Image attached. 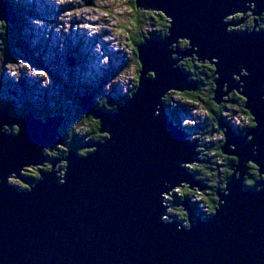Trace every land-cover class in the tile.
<instances>
[{
  "label": "water",
  "instance_id": "obj_1",
  "mask_svg": "<svg viewBox=\"0 0 264 264\" xmlns=\"http://www.w3.org/2000/svg\"><path fill=\"white\" fill-rule=\"evenodd\" d=\"M132 3L164 15L167 34L137 47V87L115 111L98 107L92 94L78 97L105 138L83 156L68 150L61 179L56 161L29 189L9 183L11 177L24 183L26 168L43 166L44 152L64 145L63 118L42 121L28 109L15 119L7 107L0 110V264H264V31L256 20L251 30H229L239 23L226 20L250 5L253 16H262L264 0ZM16 21L11 3L0 0V22ZM193 57L214 68L213 102L221 106L237 93L254 126L240 135L222 125L220 150L235 158V166L216 191L209 218L198 217L188 198L183 201L186 227L169 219L166 196L184 185L206 187L189 169L198 161V144L174 122L164 99L198 90L179 65ZM10 125L17 131L7 133ZM249 164L258 178L247 187Z\"/></svg>",
  "mask_w": 264,
  "mask_h": 264
},
{
  "label": "rangeland",
  "instance_id": "obj_2",
  "mask_svg": "<svg viewBox=\"0 0 264 264\" xmlns=\"http://www.w3.org/2000/svg\"><path fill=\"white\" fill-rule=\"evenodd\" d=\"M11 1L15 9L21 13L22 19L19 26L18 21L15 23L20 28L9 31L14 35L12 43H8L6 35L0 38L2 54L0 56V107L6 106L9 114L15 119L21 118L22 112L26 113L28 109L42 121H45V116L47 118L49 113L52 114L51 116L59 115V118H63L59 139L63 140L64 145H56L44 152L45 159L41 169L50 171L53 163L66 156L68 150L72 149L80 154L86 152L89 149L88 145L92 144L91 130L96 128L97 121L91 117H85L86 120L81 117L80 111L83 110L79 105L78 97L92 94L98 107L115 111L120 102L134 92V85L138 81L140 68L138 69L137 66L135 56L137 47L133 40L137 38V35L158 34L161 32V27L158 17L154 19L151 14L145 15L139 28L135 27L137 11L141 13H150V11L138 9L131 0H119V2L116 0H107V2L105 0ZM133 5L136 10L132 7ZM252 10L254 5H250V9L243 14L229 16L227 21L239 23L236 26H230L229 30L240 31L245 28V20L242 23L240 21L246 15L252 16ZM153 13L162 15L160 12ZM262 16L252 17L257 21L258 27L264 28L260 21ZM4 26L10 27L11 23L7 25L0 22V28ZM257 30L261 29L257 28ZM107 41H111L112 44ZM177 46L182 48V41ZM178 57L183 56L175 55L174 60ZM70 59L74 60L73 65L70 64ZM193 59L195 57L185 58L179 65ZM206 64L210 65L208 62ZM34 76H36L35 80H31ZM190 81L192 82L191 79ZM198 87L197 91L202 100H208L211 86L209 84L204 86L201 83ZM174 93L171 103L175 106L177 103H182L183 99L180 98L179 93ZM228 98L223 103L226 107L221 113L220 125L228 124L237 133L238 130L245 131L244 134L247 133L249 119L240 112L239 107L227 104ZM185 110L182 114L175 116L180 120V126L189 134L187 139L199 140L197 157L201 161L190 165L189 169L194 172L197 179H209L204 182L208 185H216L219 174L225 170V162L220 150L224 142L222 132L218 129L219 127L213 125L201 103H190ZM17 128L16 125H10L5 127V131L16 132ZM210 145L215 148L208 149ZM207 160L214 163L211 167L213 169L206 164ZM63 167L64 161L55 166V169L60 171L58 173L60 177H62ZM39 172V168L32 166L26 168L23 175L35 178ZM201 182L205 186L203 180ZM9 183L20 190L29 189L27 186L33 185L29 181L24 184L13 177L9 179ZM203 191L190 190L185 185L175 188L166 196L165 204L169 205L167 212L172 215L169 219L181 217L183 224L189 227L187 218L185 219L181 213L184 212L181 209L183 202H176L178 197L186 193L191 206H193L192 202L194 204L198 202L199 210L204 213L200 218H209L203 203L206 199ZM206 192L209 193V191ZM185 199L181 197L178 200Z\"/></svg>",
  "mask_w": 264,
  "mask_h": 264
},
{
  "label": "trees",
  "instance_id": "obj_3",
  "mask_svg": "<svg viewBox=\"0 0 264 264\" xmlns=\"http://www.w3.org/2000/svg\"><path fill=\"white\" fill-rule=\"evenodd\" d=\"M8 1L13 6V11H14L15 17L17 18V21H18L17 25L19 26V24L21 23L20 19H22V16L20 15L21 13L17 9H15V6H14V4H13V2L11 0H8ZM131 1L133 2V0H131ZM132 7L134 8V10H136L134 5ZM147 14H151V17L154 18V19L158 17L157 19H158L159 25L161 27V32H159L158 34L153 33V34H149V35H137V38H135L133 40L136 47H138L140 44L144 43L145 41H147V40H149L151 38H163L167 34L168 21H166V19H165L166 17H164L162 15H158V14L153 13V12H150V13L149 12H142L141 13V12L137 11V13L135 14L136 16H135V20H134L135 21V27H137V28L140 27V24L144 21L145 15H147ZM14 25L15 24H11L10 27L4 26L3 28H0V38L3 35H6L7 36V38H6L7 41L9 40L8 43H12L14 35H13L12 32L10 33L9 31H12V29H15V28H17V29L20 28V27H18L16 25L14 27ZM250 27H252V24H251ZM10 28H11V30H10ZM183 45H187V43L186 44L184 43ZM180 49H182V48H180ZM1 55L2 54L0 52V56ZM135 56H136V61L138 62L137 66H138V69H139L140 65H139V61L137 59L138 58L137 57V48H136V51H135ZM181 67L186 73L191 75L190 79L192 80V82L198 83V84L202 83V84H204V86L209 84L211 86L210 87V92H208L210 96H209L208 100L204 101L200 97L198 91L195 92V93L194 92H190V93L185 92V93H181V94L179 93L178 95L180 96V98L183 99V102L182 103H177V105L174 106L171 103V100L173 99V95H175V93L173 94V92H171L164 99V104H165L166 111L170 114L171 118L174 119L175 115H177L178 113H181L182 111H184L190 105V103H198V104L201 103L203 105L204 109L206 110V113H207L208 117L210 116L213 125H216V127H219L218 129L222 132V135H223L222 127L220 125V116H221V113L223 112V110H225L224 107H226V104L218 106L212 100V95H213L212 92H213V88H214V83H213V80H214L213 79L214 68H213V66L212 65H208L206 63L205 64L197 63L195 61V59H193V60H188L185 63L183 62L181 64ZM137 83H138V81H136V84L134 85V91H135V89L137 87ZM122 103H123V101L120 102V104H122ZM227 104H230L231 106L239 107L240 112L247 116V118L250 121V125H249L248 130L251 129L254 126L252 117L250 116L248 111L245 110V108H244V99L242 97H240L238 94L233 93L228 98ZM2 107L4 108L6 106H1L0 108H2ZM26 109L27 108H25V110ZM24 113H25V111H23L20 116H23ZM33 114L35 115V113H33ZM80 114H81V117H83V119L86 120L84 112L80 111ZM47 115L51 116L52 114L49 113ZM45 118H46V116H45ZM91 118H93V117H91ZM37 119H38V117H37ZM177 123H180V121H178ZM98 127H99V125L97 123L96 128L91 130V135L92 136H91L90 142H92V143L95 142L94 140L100 141V140H103L105 138V136H102V135L99 134V131H98L99 128ZM244 132L245 131H243V130H238L239 134H244ZM223 137H224V135H223ZM221 141H222V139H221ZM212 147L215 148L214 146H208V149L211 150V149H213ZM87 151L83 152V153H85V155H86L88 153ZM222 157H223V160L225 162V165H224L225 170H222L223 172H221V174H219L218 182L215 183L216 185H213V186L212 185H208L204 181L205 180L208 181L209 179H201V180H203V183H205V187H206V189L203 191L204 196L206 195L205 196L206 199H205V201H203V203L205 204V208H207V211H208L207 215L208 216H211L213 214V212L215 210V207H216V204H217L215 191H217L218 189H220V190L224 189L223 188V184H225L226 179L231 174V169L235 165V162H236L235 158H233V157H229V156H225V155L224 156L222 155ZM206 164L210 165V168L212 167V165H214V163L212 161H210V160H207ZM246 174H247V176H246L245 184H246L247 187H250L253 184L254 180L258 178V173H257L256 167L254 165H252V164H249L248 165V170L246 171ZM37 177H39V173H38V176H36L35 178L34 177H25V178L31 184H34L37 181V179H38ZM30 179L33 180V181H31ZM249 181H251L252 183L249 184L248 183ZM24 183L27 184V182H24ZM27 187H29V185ZM205 191H209V193L208 192L205 193ZM186 194H184L183 196L178 197V199L181 198V197L182 198H188L189 196H188V194L187 195ZM178 199H176L177 203L183 202V201L178 200ZM192 205H193L192 207H193L194 212L196 213V215L198 217H202V215L204 213L199 210L198 202L195 203V204L192 202ZM179 208H181V207H179ZM186 218H187V215H185V219ZM178 219H180L183 222L181 217L178 218Z\"/></svg>",
  "mask_w": 264,
  "mask_h": 264
},
{
  "label": "bare ground",
  "instance_id": "obj_4",
  "mask_svg": "<svg viewBox=\"0 0 264 264\" xmlns=\"http://www.w3.org/2000/svg\"><path fill=\"white\" fill-rule=\"evenodd\" d=\"M52 3V2H51ZM53 5H54V3H53ZM12 6V5H11ZM12 8H13V6H12ZM141 10V9H140ZM151 12V11H150ZM154 12V11H153ZM13 15L15 16V13H14V11H13ZM164 16V15H163ZM165 17V16H164ZM85 42L87 43V40L85 39ZM108 43H110V44H112V42L111 41H107ZM79 47V46H78ZM180 52H182V49H180L179 47L177 48ZM47 54V53H46ZM181 54V53H180ZM43 55V54H42ZM179 56V55H178ZM6 72V71H5ZM31 72V71H30ZM32 73V72H31ZM28 78L30 77V75L29 76H27ZM35 78H36V76H34V77H32L31 78V80H35ZM214 79V78H213ZM35 83H39L38 81L36 82L35 81ZM65 86V85H64ZM184 113V112H183ZM178 114H182V112L181 113H178ZM89 117H91V116H89ZM175 121L176 122H178V121H180L178 118H176V116H175ZM176 124H178V125H180V123H176ZM222 125H227L228 126V124H224V123H222ZM222 125H221V127H222ZM231 128V127H230ZM184 130V129H183ZM189 131V130H188ZM222 131H223V127H222ZM184 132L186 133V136L188 137L189 136V134L184 130ZM241 135V134H240ZM201 140V139H200ZM190 141H192V140H190ZM196 142H197V144H198V142H199V140H196ZM224 143V142H223ZM93 144V143H92ZM91 144V145H92ZM91 145H88V147H90ZM199 145V144H198ZM209 145V144H208ZM211 146V145H210ZM213 148V147H212ZM89 151H90V148L88 149ZM65 158V156L60 160V159H58L57 161H59V162H61V161H63V159ZM197 162H201L199 159H198V157H197ZM196 163V162H195ZM194 164V163H193ZM235 166V165H234ZM30 167H32V166H30ZM33 167H37V168H39V170L40 171H46V170H42L41 168H42V165H35V166H33ZM57 168V167H56ZM54 170H55V172H56V174L58 175V173L60 172V171H58V170H56L55 168H54ZM58 177L61 179L62 177H60L59 175H58ZM14 178V177H13ZM38 178V177H37ZM198 180H200V179H198ZM201 181V180H200ZM202 183V182H201ZM200 190H203V189H200ZM164 205H165V203H164ZM166 206V205H165ZM166 208H167V206H166ZM181 221V220H180Z\"/></svg>",
  "mask_w": 264,
  "mask_h": 264
},
{
  "label": "flooded vegetation",
  "instance_id": "obj_5",
  "mask_svg": "<svg viewBox=\"0 0 264 264\" xmlns=\"http://www.w3.org/2000/svg\"><path fill=\"white\" fill-rule=\"evenodd\" d=\"M253 16V15H252ZM251 15H246L245 17H244V26H245V28H242V30H240V31H245V30H249L250 28H252L253 27V25H252V27H250L251 26V24H254V20H253V17H252ZM260 21L262 22V24L264 25V15L261 17V19H260ZM259 29H261L262 31H264V28H261V27H258ZM211 169H213V168H211ZM25 178V177H24ZM31 180V179H30ZM31 181H33V180H31ZM25 182H27V180H26V178H25ZM193 208V207H192ZM194 210V209H193ZM184 216L186 215V213L185 212H181ZM178 218H180V217H178Z\"/></svg>",
  "mask_w": 264,
  "mask_h": 264
},
{
  "label": "snow or ice",
  "instance_id": "obj_6",
  "mask_svg": "<svg viewBox=\"0 0 264 264\" xmlns=\"http://www.w3.org/2000/svg\"><path fill=\"white\" fill-rule=\"evenodd\" d=\"M105 2H107V0H105ZM116 2H119V0H116ZM106 14H108V13H106ZM184 43L186 44L187 41H184ZM80 155L83 156V155H85V153L81 152ZM32 174H33V175H36V173H32ZM248 183L251 184L252 182L249 181ZM165 219H166V218H165Z\"/></svg>",
  "mask_w": 264,
  "mask_h": 264
},
{
  "label": "clouds",
  "instance_id": "obj_7",
  "mask_svg": "<svg viewBox=\"0 0 264 264\" xmlns=\"http://www.w3.org/2000/svg\"><path fill=\"white\" fill-rule=\"evenodd\" d=\"M60 183H61V184L64 183L63 179L60 181ZM185 228H186V227H185Z\"/></svg>",
  "mask_w": 264,
  "mask_h": 264
},
{
  "label": "built area",
  "instance_id": "obj_8",
  "mask_svg": "<svg viewBox=\"0 0 264 264\" xmlns=\"http://www.w3.org/2000/svg\"><path fill=\"white\" fill-rule=\"evenodd\" d=\"M206 209V208H205ZM178 218V217H177Z\"/></svg>",
  "mask_w": 264,
  "mask_h": 264
}]
</instances>
